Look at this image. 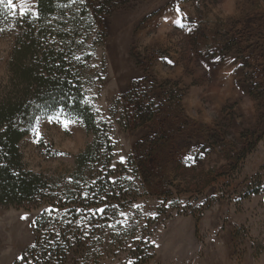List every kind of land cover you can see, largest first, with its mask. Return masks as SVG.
Returning a JSON list of instances; mask_svg holds the SVG:
<instances>
[{"label":"rangeland","instance_id":"1","mask_svg":"<svg viewBox=\"0 0 264 264\" xmlns=\"http://www.w3.org/2000/svg\"><path fill=\"white\" fill-rule=\"evenodd\" d=\"M6 3L0 93L19 42L35 40L94 116L96 131L53 110L20 144L57 194L50 229L80 233L65 264L129 263L148 244L142 264H264V0ZM88 145L99 152L78 167ZM51 208L0 204V264Z\"/></svg>","mask_w":264,"mask_h":264},{"label":"trees","instance_id":"2","mask_svg":"<svg viewBox=\"0 0 264 264\" xmlns=\"http://www.w3.org/2000/svg\"><path fill=\"white\" fill-rule=\"evenodd\" d=\"M52 0H38L40 13L51 11ZM36 41L19 42L13 52L11 67L15 82H9L0 93V204L22 206L44 200L52 206L42 211L34 221L36 232L33 244L13 264H65L71 252L78 253L80 233L50 229L49 214L59 207L51 180L28 169L20 149L37 118L62 108L83 118L87 130L94 129V116L80 103L83 92L79 82L68 80V75L55 72L58 66L48 56L39 58ZM62 67V66H61ZM93 131H96L94 129ZM98 138L97 132H94ZM110 144L106 145L108 162ZM99 148L88 145L75 156L78 167L95 158ZM257 191V190H255ZM50 229V231L48 230ZM151 244L143 254H134L129 263L142 264L151 258Z\"/></svg>","mask_w":264,"mask_h":264},{"label":"snow or ice","instance_id":"3","mask_svg":"<svg viewBox=\"0 0 264 264\" xmlns=\"http://www.w3.org/2000/svg\"><path fill=\"white\" fill-rule=\"evenodd\" d=\"M5 3V0H0V4H4ZM6 7H9V8H14L16 7V5L13 3V0H7V3L5 4ZM169 63H171V61H169ZM67 123L68 122H65V127H67ZM39 135V133H37ZM99 211H103V209H99Z\"/></svg>","mask_w":264,"mask_h":264}]
</instances>
